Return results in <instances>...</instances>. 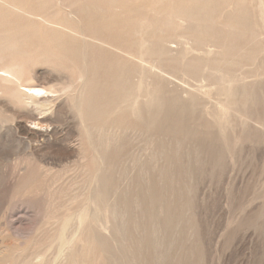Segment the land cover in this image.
<instances>
[{
    "label": "rangeland",
    "instance_id": "obj_1",
    "mask_svg": "<svg viewBox=\"0 0 264 264\" xmlns=\"http://www.w3.org/2000/svg\"><path fill=\"white\" fill-rule=\"evenodd\" d=\"M0 68V264H264V0H0Z\"/></svg>",
    "mask_w": 264,
    "mask_h": 264
},
{
    "label": "bare ground",
    "instance_id": "obj_2",
    "mask_svg": "<svg viewBox=\"0 0 264 264\" xmlns=\"http://www.w3.org/2000/svg\"><path fill=\"white\" fill-rule=\"evenodd\" d=\"M143 61L144 63L141 64L143 66H147L145 60ZM3 72L7 74H4ZM12 80V72H9L7 70L3 71V69L0 68V88H3V82H8L6 88L8 89L9 94L19 103V109L13 108L9 110L12 116L17 117L21 122H24L23 124L19 123L18 127L25 132L30 141V145L34 140L37 142L36 145L39 146L49 144L52 139V134L58 132L59 129L57 130L58 127L53 129L49 128L50 126H53L54 121L51 117H49L48 114H50L53 108L58 104L59 98L52 94L50 89L40 85L38 82L14 84ZM77 108L80 115V107L78 106V104ZM0 110L3 112V106L1 105ZM4 122L5 120L3 119V115H0V133L3 132V124H5ZM28 122L32 123V125L28 124ZM80 123H83L82 116L80 119ZM95 205L96 202H93L91 206H94L95 208ZM87 210L88 211L86 212H81L78 216L79 227L82 226L90 216H92L94 219H97L96 208L94 209L95 211H91L90 207H87ZM66 229L67 227H65V229L61 232L60 242L62 243L61 247L59 248V255L74 246L72 245V238L68 237L66 234ZM1 260H3V257L1 258Z\"/></svg>",
    "mask_w": 264,
    "mask_h": 264
}]
</instances>
